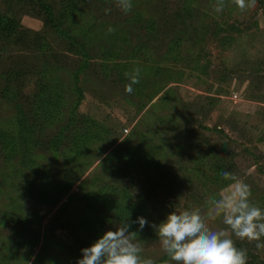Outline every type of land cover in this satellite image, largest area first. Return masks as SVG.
Returning a JSON list of instances; mask_svg holds the SVG:
<instances>
[{"label": "rangeland", "instance_id": "rangeland-1", "mask_svg": "<svg viewBox=\"0 0 264 264\" xmlns=\"http://www.w3.org/2000/svg\"><path fill=\"white\" fill-rule=\"evenodd\" d=\"M215 3L0 0L17 27L0 38V264H76L137 209L148 225L200 209L225 229L206 203L224 170L264 209V0ZM148 225L142 258L169 264Z\"/></svg>", "mask_w": 264, "mask_h": 264}, {"label": "clouds", "instance_id": "clouds-1", "mask_svg": "<svg viewBox=\"0 0 264 264\" xmlns=\"http://www.w3.org/2000/svg\"><path fill=\"white\" fill-rule=\"evenodd\" d=\"M111 3L124 14L133 7L132 0H111ZM231 3L243 12L254 8L257 0H231ZM213 7L217 13L222 12L225 0H216ZM110 11L105 9L106 14ZM107 32L114 33L115 29L109 27ZM139 75L137 68L129 77L130 82L124 88L127 94L134 91ZM220 176L231 183L206 203L212 213L222 217L225 229L212 230L200 209L173 211L158 225H148L143 217L132 222L139 225L138 231L146 225L155 230L169 264H247V251L236 247L233 236L241 241H255L257 249H264V242H260L264 237V209L251 203L250 185L230 171H221ZM130 227L128 218L119 222L116 230L106 231L90 247L81 249L76 264H155L150 258H142L143 243L138 240V231L132 232Z\"/></svg>", "mask_w": 264, "mask_h": 264}, {"label": "trees", "instance_id": "trees-1", "mask_svg": "<svg viewBox=\"0 0 264 264\" xmlns=\"http://www.w3.org/2000/svg\"><path fill=\"white\" fill-rule=\"evenodd\" d=\"M41 8H43V10H44L45 14L47 15V17L50 20H52V13H51L52 9H51V7L49 5H43ZM16 28L17 27H16V24H15L14 21H12L10 19H7V18L5 19L3 16H0V38L1 39L8 40L9 37L12 35V33L16 31ZM13 74L14 73L12 72V73H8L7 75L8 76H12ZM111 207H110V209H112ZM123 209H124V207H122V206L118 207L117 208V212L120 213V214H123V212H124ZM138 211L139 210L137 209L136 210L137 213L136 212H134V213L132 212L133 214L130 215L131 219L129 221H130V224H131V230L133 232H137L138 229H139V225L138 224L132 223L133 221H136L137 218L139 217V216H136V215H138ZM120 217H121V219H123L122 216H120ZM134 226H137V227H134ZM143 230L142 231H138V233L143 232Z\"/></svg>", "mask_w": 264, "mask_h": 264}, {"label": "built area", "instance_id": "built-area-1", "mask_svg": "<svg viewBox=\"0 0 264 264\" xmlns=\"http://www.w3.org/2000/svg\"><path fill=\"white\" fill-rule=\"evenodd\" d=\"M233 98L236 100V99H237V96H236V95H233ZM123 132H124L125 134H127V133H128V130H127V129H124Z\"/></svg>", "mask_w": 264, "mask_h": 264}]
</instances>
